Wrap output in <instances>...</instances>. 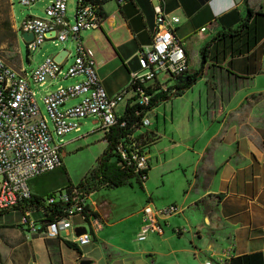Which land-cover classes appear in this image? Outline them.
I'll return each instance as SVG.
<instances>
[{
	"label": "crops",
	"instance_id": "obj_1",
	"mask_svg": "<svg viewBox=\"0 0 264 264\" xmlns=\"http://www.w3.org/2000/svg\"><path fill=\"white\" fill-rule=\"evenodd\" d=\"M112 1L102 3L104 19L98 27L100 31L87 33L85 43L80 34L81 41L93 50L94 66L109 95L127 86L131 70L137 68V52L148 47L154 26L149 0L123 4ZM69 2L74 9L75 0ZM164 3L169 13L179 16L174 34L185 48L188 73L200 69L196 80L183 92L171 94V90H166L168 96L161 99L172 103L170 128L163 126L161 134L170 140L166 148L175 147L169 157H156L154 166L163 167L175 161V170L182 174L180 187L186 186L180 197L174 198L175 202L165 201L159 206L178 202L181 209L174 222L183 225L174 232L182 238L181 244L166 253L174 254L176 264L183 260L192 264L201 251L212 264H230V259L238 255L259 253L264 264V15H254L256 22L247 36L239 27L247 8L264 13V0ZM256 33L260 36L255 42ZM171 77L173 84L157 78L152 87L172 89L177 77ZM59 80L62 79L46 81L43 93L54 89L50 86ZM196 84L198 88L194 89ZM131 97L128 91L122 99L127 98V103ZM176 98L177 112L173 105ZM182 98L183 102L179 101ZM118 103L115 111L121 115L126 103L117 112ZM165 120L163 113L164 124ZM158 137L160 131L155 127L145 132L143 141L152 142ZM146 179L150 181L152 176L147 174ZM88 203L103 216L104 228L90 242L78 245L79 250L65 243L73 239L75 230L47 237L22 226L18 210L0 211V264H78L83 257L91 259L90 264H150L141 251L121 247V252L110 251L108 246H116L111 242V234L105 231L106 226L127 216L112 221L113 211L105 200L88 198ZM74 217L77 221L78 217ZM172 236L169 233L163 239ZM226 248H230V253H225Z\"/></svg>",
	"mask_w": 264,
	"mask_h": 264
},
{
	"label": "built area",
	"instance_id": "obj_2",
	"mask_svg": "<svg viewBox=\"0 0 264 264\" xmlns=\"http://www.w3.org/2000/svg\"><path fill=\"white\" fill-rule=\"evenodd\" d=\"M36 1L19 0L27 6H32ZM116 1L123 4L130 0ZM149 1L154 14L151 41L148 47L137 52V68L131 70L127 86L113 95H109L100 82L92 49L84 46L80 38L82 29L102 25L104 15L100 4L94 0H75L72 20L67 12L68 0H47L44 15L27 14L18 27H13L20 34L22 31L33 32L32 38L26 41L28 53L45 40L74 41V60L65 70L62 67L70 54L69 49L61 61H56L54 55H48L27 73L21 66L13 68L5 60L0 47V211L18 210L21 213L19 223L30 231L40 232L47 237H59L62 231L83 227L84 231H75L71 240L83 245L90 242L104 226L103 216L88 203L90 185L87 180L81 184L70 183L28 203L33 198L29 180L62 166V143L55 142L54 133L61 136L78 129V118L88 114L96 115L103 128L124 125L125 121L119 119L115 106L128 91L140 105H146L150 98L146 87L157 80L161 73L178 77L188 72L185 48L174 34L179 16L168 12L164 0ZM52 29L55 33L47 35ZM71 76L80 78L73 83L59 84L41 95L52 123L49 125L40 112L35 92L30 86L31 80L41 85L49 79ZM73 98L78 100L65 105ZM147 124L148 118L143 115L140 125ZM128 136L130 142L117 141L115 150L122 165L131 167L143 182L147 177L148 156L141 148L139 139H135L132 133ZM180 210L175 203L163 208L147 203L142 207L137 238L144 239L149 231L161 234L162 215L166 217ZM74 216L78 217L77 221L73 220ZM225 253H230V248H226ZM205 264H212V261L207 259Z\"/></svg>",
	"mask_w": 264,
	"mask_h": 264
},
{
	"label": "rangeland",
	"instance_id": "obj_3",
	"mask_svg": "<svg viewBox=\"0 0 264 264\" xmlns=\"http://www.w3.org/2000/svg\"><path fill=\"white\" fill-rule=\"evenodd\" d=\"M9 1H11V4L8 3ZM46 3L47 0H37L32 6H27L22 5L19 0H0V22L3 24L6 22V19H9L12 29V23L18 27L27 14L44 15V6ZM72 8L73 5L68 0L67 12L70 16V20H72ZM95 31H100V29L81 30L80 34L83 35L84 43L87 38L86 34ZM84 45L87 47V44ZM0 47L3 49L2 55L5 60L13 68L18 69L21 66L25 68L27 73L33 66L44 60L46 56L54 55L63 47L70 50V54L63 63L62 69L65 70L68 65L73 62L75 53V42L70 39L59 42L45 40L35 49H30L28 53L27 42L21 37V34L17 33L16 37H13L11 31L6 28L0 29ZM79 78L80 76L64 78L55 82L50 87L53 88L59 84L65 85L73 83ZM158 78L160 81H166V84L174 83V78L167 73H161ZM45 84L46 83H42L38 85L31 80L30 86L35 92L34 95L37 99L41 114L46 118L48 124L51 125V120L41 97V94L44 92L43 89ZM196 88H198V84L194 86V89ZM126 99L127 98H123L119 101L116 107L117 112L122 111ZM184 99L185 98H182V100L180 99L179 101L183 102ZM77 100L78 98L70 99L66 105L72 104ZM177 101V98L173 99L175 112H177ZM171 104L170 100L159 101L152 110H148L144 115V117L148 118L149 124L140 125L133 131L135 136L138 137L141 135L139 137L141 147L146 154H149L150 169H148L147 174L152 176V180L149 181L145 179L144 182H142L138 179L136 174H133L129 176L125 182L118 185L99 183L89 191L88 196L89 199L105 200L106 203L109 204L110 209L113 211L110 220L113 221L117 218L127 216L126 218L120 219L113 224V226H106L105 231L111 234V242L116 246H108V249L112 252H121V249H119V247H121L125 250L132 249L137 252L141 251L143 257H146L150 264H176V257L174 254L166 252L172 246L180 245L182 239L179 238L176 233L178 228L181 229L183 225H176V223H174L180 215L178 212L169 214L166 217L162 215L160 223L164 228L163 234L149 231L146 233L145 238L141 240L136 236V232L141 226L140 218L142 213L139 211L146 203L149 202L152 207L156 206V208H160L159 206L162 202H175L174 198L177 199V197H180L186 189V186L184 188L180 187L182 174L179 170H175V161H170L163 167L154 166L157 162L155 159L156 157H169L172 155L175 147L166 148L170 140L164 139V136L161 134V132H163V126H165L167 130L170 128L169 115L171 113ZM156 112L157 116H155ZM163 113L166 114L165 124L163 121ZM78 122V129L67 132L61 136L54 133L55 142L58 144L62 143V166L31 178L29 180V185L33 191L45 194L49 190L65 186L67 183L78 184L81 178L90 171V168L95 166L97 158L100 157L107 147L106 139L103 137L104 132L100 126L101 122L97 119V116L93 114L78 118ZM155 127L160 131V137L152 142L143 141L145 132L147 130H155ZM161 181L164 184H161ZM74 219H77V216H75ZM207 225L208 224L204 223L205 227H207ZM169 233H172L173 236L170 239H163V237ZM184 237H186V235ZM98 241L101 244V240ZM186 244L188 245V242ZM178 258H180V256ZM208 258L209 257L201 251L196 253L191 263L203 264L204 260ZM180 263L188 264L184 263V260L180 261Z\"/></svg>",
	"mask_w": 264,
	"mask_h": 264
},
{
	"label": "trees",
	"instance_id": "obj_4",
	"mask_svg": "<svg viewBox=\"0 0 264 264\" xmlns=\"http://www.w3.org/2000/svg\"><path fill=\"white\" fill-rule=\"evenodd\" d=\"M94 1L100 4L102 13L104 15L102 9V3L105 0H94ZM8 3L11 4V1H9ZM251 14H253L252 16L254 17L253 21H251L252 19L250 20ZM254 15L255 16L264 15V13L261 11H252L250 8H247V13L241 19V23L239 27L245 31L246 36L249 34V29L252 28L253 27L252 25H254L256 22L257 17H255ZM1 28H6L7 30H10L12 36L16 37L17 32L14 28L12 29L11 22L9 19H6V22L3 24H1L0 22V29ZM259 36L260 35L258 33L253 35V39L255 42L256 40H258ZM202 53L203 54L205 53L204 48L202 49ZM199 73H200V69H196L193 72H189V73L187 72L188 75L187 80L183 82L176 81L172 89L166 88L164 90H155V88L152 87V83H151L149 86L146 87V91L150 94L149 102L146 105H140L135 100V96L129 98V100L125 105L123 113L119 117L120 120L125 121L124 125L116 124L108 128L101 127L104 132L103 137L106 139L107 147L104 149L100 157L97 158L95 166L91 167L90 171L87 172V174H85L81 178L79 184H81L83 180H87L89 181L90 190H91L99 183H105L107 185H118L125 182L127 178L133 174H136L138 177V174L135 173L131 167L129 166L125 167L122 165L121 158L119 157V154L115 150L116 142L121 141L125 144L129 143L130 138L128 135L131 134L135 128L140 126L141 118L144 115L145 111L156 105V103L159 100L166 98L168 96L166 90L167 91L171 90V94H180L181 92H183L185 88H188L196 80ZM140 136L138 137L135 136L134 138L139 139ZM148 169H149V165L147 169H145V171L148 172ZM68 184L70 183H67L66 185ZM56 189H52L46 192L45 194L43 193L38 194L33 192V198L30 199L28 203L29 202L32 203L35 201V198H37L38 196L47 195L48 193ZM65 243L68 246L74 247L77 250H79L78 245L72 242L71 240H65ZM230 264H263V262H262V257L259 253H247L231 258Z\"/></svg>",
	"mask_w": 264,
	"mask_h": 264
},
{
	"label": "water",
	"instance_id": "obj_5",
	"mask_svg": "<svg viewBox=\"0 0 264 264\" xmlns=\"http://www.w3.org/2000/svg\"><path fill=\"white\" fill-rule=\"evenodd\" d=\"M54 33H55V30L52 29V30H49L46 34H47V35H53ZM32 36H33V32H32V31H22V32H21V37H22L25 41L31 39ZM67 51H68V49H66V48H64V47L61 48V49H59V50L54 54V59H55L56 61H58V62L61 61L62 58H63V56L67 53ZM187 78H188L187 73H183V74H181V75H179V76L177 77V81H178V82H183V81L187 80ZM44 221H46V220H44ZM75 231H76V233H80V232L84 231V228H83V227H77ZM90 263H91V259L86 258V257L81 258V259L79 260V262H78V264H90Z\"/></svg>",
	"mask_w": 264,
	"mask_h": 264
}]
</instances>
